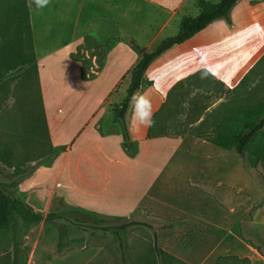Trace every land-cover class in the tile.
Wrapping results in <instances>:
<instances>
[{"label":"rangeland","instance_id":"rangeland-1","mask_svg":"<svg viewBox=\"0 0 264 264\" xmlns=\"http://www.w3.org/2000/svg\"><path fill=\"white\" fill-rule=\"evenodd\" d=\"M90 1L51 0L47 8H31L37 73L32 64L24 65L0 83V176L21 178L17 187L19 195L44 217L38 222L21 223L16 240L18 263L144 264L148 258L157 257L156 235L158 247L168 253L165 264H264V168L252 162L248 154L244 159L234 150L211 152L210 149L215 145L210 137L215 135L216 124L231 114L227 109L231 102L240 103L241 110H245L251 94L252 105L264 100V0H239L227 17L214 21L193 40L167 51L157 65L160 77L145 74L142 91L150 96L153 110L161 104L160 95L175 82L185 93L172 97L178 101L176 107L164 104L157 112L169 115L176 112L180 118L177 125L185 127L183 131L197 132L196 144H189L194 145L196 154L185 160L198 166L212 163L227 166L224 185L210 190L214 200H202L203 206L197 210L183 188L176 184L169 192L167 188L163 191L155 188L153 198H147L128 219L92 213L105 226L128 220L146 223L121 231L125 253L110 232L75 226L64 219L45 220L54 212L93 223V218L79 216L75 206L58 196L52 197L56 184V190H61L59 157L63 151L59 147L63 145L53 148L50 144L41 90V85H51L47 97V109L51 113L62 107L65 87L75 101L84 94L93 97L98 91L94 78L100 70L99 60H104L120 35L112 26L114 17L102 1L97 0L100 4L97 9L86 6ZM198 12V0H190L179 15L181 18L195 16ZM175 26L176 21L166 31L169 36L177 33ZM79 41L83 42L76 47L75 54L86 60V78L82 75V66L68 55ZM131 52L136 53L128 42V59L132 58ZM37 54L41 56L40 62L46 64L49 72L46 75L44 71L39 75ZM47 54L50 57H42ZM129 84L130 73L113 96L114 101L125 96ZM171 93L173 90L168 96ZM201 116V122L190 126ZM128 122L133 129L130 109ZM166 200L179 210L164 209ZM202 217L213 222L210 226L198 227ZM172 223L178 226L177 230L175 226L169 227ZM0 264H14L10 230H0Z\"/></svg>","mask_w":264,"mask_h":264},{"label":"crops","instance_id":"crops-1","mask_svg":"<svg viewBox=\"0 0 264 264\" xmlns=\"http://www.w3.org/2000/svg\"><path fill=\"white\" fill-rule=\"evenodd\" d=\"M98 1H102L110 15L114 17L111 21L112 26L116 27L120 35L118 43L108 50L103 67L96 72L94 79L97 84L94 85L98 91L93 97L84 94L75 101L68 96L69 88L65 87L62 92V107L55 109L56 113H51L47 109V97L50 95L51 85H41L50 144L52 147L66 146V150L59 157L61 190H56V187L58 188L56 184L52 188V197L58 196L65 203L94 214L129 218L147 198H153L155 188L162 191L167 188L169 192L171 186L178 184L198 210L203 206L200 204L202 200L213 199L210 190L221 189L224 185L227 166L215 163L198 166L193 161L185 160V157L196 154L193 146L196 144L197 132L183 131L185 127L180 128L177 125L180 118L176 117V112L171 115L157 113L164 104L172 108L176 107L178 101L172 97L185 95L181 90L182 87L177 86L178 82L160 95L161 104L155 106L153 110L155 114L153 127L136 126V129L133 126L132 129L127 112L126 122L136 147L135 156L126 153L122 127L113 121L111 111L112 105L124 98L123 96L120 100L114 101L113 96L118 93L124 79L126 80L141 56V51L131 45L136 53L131 52L132 58L128 59V42L135 41L143 49H153L154 43L170 37L166 31H170L168 29L175 21L174 29L177 28L179 31L181 19L179 14L190 0ZM86 6L97 9L100 4L97 0H92ZM124 25L126 27L121 28ZM198 34L187 42L196 38ZM82 42L79 41L72 48L68 54L70 58ZM50 55L42 57H50ZM162 56L150 65L147 74L152 73L160 77L157 65L163 60ZM40 57L37 54L41 76L43 71L45 75L49 72L46 64L40 62ZM72 61L79 67L82 66L80 61L73 59ZM94 63L97 64L95 59ZM157 82L158 80L154 85ZM193 87H189V90L191 91ZM171 90L174 93H171L170 97L168 94ZM201 120L202 116L190 126L193 124L196 126ZM192 142L194 145L190 147L189 144ZM210 149L211 152L223 150L217 145ZM164 204L166 210L173 212L176 208L179 210L167 200ZM180 209L187 212L183 207ZM201 219L198 227L210 226L213 222L208 217ZM174 226V223L169 225V227ZM177 229L176 225L174 230Z\"/></svg>","mask_w":264,"mask_h":264},{"label":"trees","instance_id":"trees-1","mask_svg":"<svg viewBox=\"0 0 264 264\" xmlns=\"http://www.w3.org/2000/svg\"><path fill=\"white\" fill-rule=\"evenodd\" d=\"M238 1L220 0L212 2L210 0H198V14L183 16L179 31L175 35L160 41L153 49H143L134 41H131V45L141 51V56L130 71V84L124 98L119 103H114L111 108L113 121L119 123L122 127L124 147L129 156H135L136 154V147L126 122L129 99L133 92L145 85V74L150 65L174 46L187 42L214 21L227 17ZM31 8L36 9L29 6V0H0V83L6 81L13 71L24 65L32 64V68L37 73L38 66L30 22ZM71 58L82 63V75L86 78L88 75L84 67L86 60L84 61L75 53L71 54ZM104 60H99L100 69L104 65ZM37 83L39 86L38 78ZM249 98H252V94ZM250 99H247L245 110H241L240 103L231 102L229 104L230 107L227 109L230 110L231 114L216 124L215 135L210 137V140L222 149L234 150L244 159L248 154L252 162L260 164L264 168V100L252 105ZM59 148L62 151L66 150L65 145ZM20 179H5L0 176V230L11 231L14 241V264H19L20 255L16 240L21 223L38 222L44 218L40 212L29 206L19 195L17 187ZM80 210H76V213L81 217L93 218V223L89 224L85 218L78 219V217L54 212H50L45 220L64 219L75 226L110 232L120 242L123 253H125L126 245L121 231L134 225H146L141 221L128 220L121 224L105 226L100 219L92 217L91 212ZM154 252L157 257L148 258L144 264H158L160 261L161 264H165L164 257L168 253L158 247L156 235ZM158 257L161 258L158 259Z\"/></svg>","mask_w":264,"mask_h":264},{"label":"clouds","instance_id":"clouds-1","mask_svg":"<svg viewBox=\"0 0 264 264\" xmlns=\"http://www.w3.org/2000/svg\"><path fill=\"white\" fill-rule=\"evenodd\" d=\"M51 0H29V6L36 9H44L49 6ZM131 110V123L134 126L153 127L155 125L154 111L150 96L138 89L132 93L129 99Z\"/></svg>","mask_w":264,"mask_h":264}]
</instances>
